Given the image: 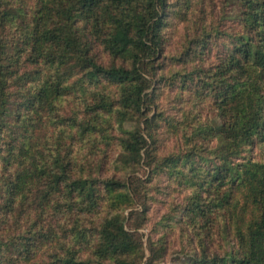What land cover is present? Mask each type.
I'll return each mask as SVG.
<instances>
[{
  "label": "trees",
  "instance_id": "obj_1",
  "mask_svg": "<svg viewBox=\"0 0 264 264\" xmlns=\"http://www.w3.org/2000/svg\"><path fill=\"white\" fill-rule=\"evenodd\" d=\"M174 251L264 264V0H0V264Z\"/></svg>",
  "mask_w": 264,
  "mask_h": 264
},
{
  "label": "rangeland",
  "instance_id": "obj_2",
  "mask_svg": "<svg viewBox=\"0 0 264 264\" xmlns=\"http://www.w3.org/2000/svg\"><path fill=\"white\" fill-rule=\"evenodd\" d=\"M142 231L147 232L148 231V227L147 228H143ZM145 241L147 239V235L144 237ZM179 252L178 251H174L173 254H171V256L168 258V260L164 263V264H179L178 260L176 259V257L179 256Z\"/></svg>",
  "mask_w": 264,
  "mask_h": 264
}]
</instances>
